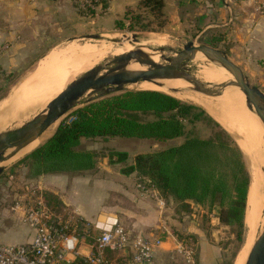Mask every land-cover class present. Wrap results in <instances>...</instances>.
<instances>
[{
    "label": "crops",
    "instance_id": "0c3cea01",
    "mask_svg": "<svg viewBox=\"0 0 264 264\" xmlns=\"http://www.w3.org/2000/svg\"><path fill=\"white\" fill-rule=\"evenodd\" d=\"M255 1L163 0V12L174 23L185 22L186 27L188 22L195 28L197 37L204 36L208 46L225 51L228 58L242 67L249 60H264V15L255 11ZM138 2L107 0L105 9L96 5L93 14L86 15L80 11L77 0H36L32 3L28 0H0V58L40 60L71 35L110 33V24L117 20L116 16L120 12L124 15L127 8H135ZM21 52L25 54L20 55ZM82 140L77 149L99 155L91 172L29 178L25 164L21 163L24 157L7 165L0 176V244L31 242L33 228L22 222L19 213L11 214V208L32 188L55 212L70 210L94 222L99 217L104 218L105 224H95L99 229H105L109 221H116L125 225L134 236H159L162 233L169 236L171 221L167 212L171 209L166 201L141 194L136 188L134 174H122L121 166L114 163L111 154L116 151L83 148ZM8 215H14L18 223L5 222ZM191 216L196 218V215ZM211 225H220L217 208L211 216ZM163 242L154 253L153 264H162L163 257L175 248L170 236ZM199 244L198 264H207L204 252L209 248L208 244ZM106 255L116 264L113 253Z\"/></svg>",
    "mask_w": 264,
    "mask_h": 264
},
{
    "label": "trees",
    "instance_id": "16d2710c",
    "mask_svg": "<svg viewBox=\"0 0 264 264\" xmlns=\"http://www.w3.org/2000/svg\"><path fill=\"white\" fill-rule=\"evenodd\" d=\"M96 5L105 9L107 0ZM163 5V0H139L135 8H127L123 18L115 21L114 29L134 30L139 26L147 30L149 24L139 23L148 14L162 17ZM198 123L209 130V137L187 134V128L194 130ZM114 137L159 142L185 137L178 145L136 155L121 173L134 174L136 181L153 188L162 199L171 198L185 206L193 202L206 209L207 218L217 208L219 224L231 227L237 240H242L250 177L241 150L204 109L168 94L127 90L85 104L62 120L53 135L21 163L29 178L91 172L99 155L77 149L81 140ZM111 156L115 164L127 160L124 152Z\"/></svg>",
    "mask_w": 264,
    "mask_h": 264
},
{
    "label": "rangeland",
    "instance_id": "374dc122",
    "mask_svg": "<svg viewBox=\"0 0 264 264\" xmlns=\"http://www.w3.org/2000/svg\"><path fill=\"white\" fill-rule=\"evenodd\" d=\"M80 11L82 12V14H86V11H84L82 9H80ZM142 12L143 11H141V13ZM123 16L124 15L121 14V12H120V14H118V16H116V19L117 20L122 19ZM104 23L105 22H102L103 26H104ZM180 23L181 22H175L174 23L171 20H169L168 16L165 14V12H163L162 17H158V18L154 17L151 14H148L146 17H144V21L139 23L140 25L149 24L147 30H140L139 26H135L134 30H130L127 27H125L122 30H115V29L113 30V28L115 27L114 26L115 21H113L112 24H110V29L112 32L109 33L110 35L106 34L103 39H101V40L79 39L82 35H71L64 42L54 46V48H52V50L47 52L46 56L40 60H29V59H24V58H16V59H1L0 58V109H1V112H3L2 109L3 110L5 109L6 112H4V113H7V110H9L8 113L9 114L12 113V115H13V116H11L12 120L11 119H10L11 121L8 120L9 125H7L8 124L7 123L6 124L7 126L4 125V127H1L0 131L4 130V129L16 128V127L20 126L22 123L31 120L36 114H38L39 112H41L44 109V107L46 106V103L55 95L54 94L47 102H45L44 105H40L38 108L33 109L31 111V113L27 116L25 115V116H21V117L17 118L18 115L16 113L13 114V112L15 110L22 108L23 105L25 104V101L22 100L23 98H20V97H18L20 101L17 99L18 102L15 103V98L19 94L17 92L20 91L19 90L20 88L22 89L23 87H25L26 84L28 86V84H29L28 82L34 81L33 82V84H34L37 81L36 79L39 77V71H40V68L42 67L41 65H42L43 61L48 57L47 55L52 53L51 51L63 54V55H60V57H63V56L66 57L68 55V51L73 47L74 44L75 45L77 44L80 46H84L87 44H96V43H99L102 41H110V39H114V38H117L119 36H124V35H129V36L131 35L132 36L133 34H137L140 36L144 35L143 37H145V38L140 39L139 41H140V43L145 44L147 47L150 46L149 48L159 47L158 45L150 44V42H149V37H153L154 35L155 36H157V35L165 36L166 35L165 37L168 40L169 45L166 43L162 47L170 48L174 51L181 50L187 42H194L197 45H207L205 37L204 36L197 37L198 33L196 32L195 28L189 26L188 22H186L187 23L186 27H184L185 22H182L183 24H180ZM104 27H107V25ZM92 34H99V33H92ZM145 42H147V43H145ZM19 54L23 55L25 53L21 52ZM110 58H106V60H101V61L97 62L96 64L91 66L89 69H91L92 67H95L97 65L104 64L105 61L109 60ZM229 60L233 62V60L231 58H229ZM204 63H206V62L204 61ZM187 67L191 70V73L193 76L196 72L200 71V68L194 62L189 63ZM238 67H240V66H238ZM240 68L244 72L245 76L248 78L249 83L252 86L257 87L262 92H264V60H258V59L257 60H249V62L247 61ZM88 70H86V71H88ZM86 71L76 73L74 75L75 77H73L72 81L74 79L78 78L80 75H82ZM33 73H34V75H35V73H38V76H37V74H36V76H34ZM32 75L34 76V80H33ZM27 79H28V82L26 81L27 83H25V80H27ZM29 79H31L32 81ZM21 86H23V87H21ZM30 86H32V83ZM127 90H138V89H132L131 87H129V88H127ZM170 96L175 97L173 95H170ZM175 98H177V97H175ZM177 99H179V98H177ZM179 100L193 104V105H196V104H194L188 100H183V99H179ZM10 105H13V107ZM196 106H198V105H196ZM198 107H200V106H198ZM200 108H202V107H200ZM241 108H242V106H241ZM1 112H0V115L3 114ZM206 113H208V112L206 111ZM66 117L67 116L63 117L61 119V122H62V120L66 119ZM211 117L215 121H217L225 131H227L230 134L232 139L236 142L237 146L241 150L243 157H244L245 166H246L247 172H248L249 177H250V183H251V179H252L251 167L252 166L254 167V164L256 165V161H258L259 159H258L257 155L256 156L254 155V154H256V151L252 145V142L249 141L250 140L249 136L244 137L240 133H238V137L236 136V133H235V136L234 135L232 136V134H234V133H232L228 129H226L213 116H211ZM59 122L60 121H58L56 123V125L52 127L53 130H51L50 135L52 133H54L56 126ZM187 134H192V135L200 137V138H207V137H209L210 132L203 124L198 123L194 130H192L191 128H187ZM50 135H49V137H50ZM262 135L263 136H261V141H264V133ZM236 138H238L241 141L244 140L243 143L245 145V148H247L249 151L246 149L245 150L246 152H244L242 150V148L239 146V142L236 141V140H238ZM242 138H244V139H242ZM184 140H185V137H179V138H175L172 140L161 141V142L148 140V139H136V138H130V139L119 138V137H114V138H109V139L95 138V139H83L82 140V146H83V148H94V149H99L102 151H116V152L126 153L127 154L126 162L119 164L121 166V169H122L124 167L131 165L133 163L135 156L138 154H145V153H150L153 151L166 149V148L178 145V144L182 143ZM263 145H264V142H263ZM31 152H29V153H31ZM29 153L24 154L23 156H20L19 158H16L15 160L10 161L8 164L22 159L23 157L27 156ZM263 153H264V148H263ZM259 161H260L261 165L264 166V158L262 157V154H261V159ZM135 179H136V176H135ZM248 192H249V189H248ZM158 197L161 198V196L159 194H158ZM247 197H248V194H247ZM165 201L169 205V208L171 209L167 212V217H169V219L171 221V223L169 222V228H170L169 229V231H170L169 236L173 240L174 246H176L178 243L187 241V243L189 245H191V247H194V249L196 251V261L198 264V257L200 255V251H201V245L199 244V242H207L209 248H207V250L204 252L206 255L205 262L207 264H233L234 263V260L237 257V254L239 253V251L241 250L240 248H242V245L244 242L243 239H244V234L246 232L245 221H244V232L242 235V240L239 242L235 236V232L233 231V229L231 227L222 226V225L212 226L211 225V216L212 215L210 216V218H207V216L205 215V212H204L206 209L201 208L198 205H195L193 202H188V205L185 206V205H182L181 203L175 202L171 198L168 200H165ZM171 202H172V204H171ZM4 205H6V207H9V204L8 205L4 204ZM246 205H247V201H246ZM6 207H5V209H6ZM11 214H12V212H11ZM191 215H196V218L195 217L193 218ZM4 221L10 222L12 224L18 223V220L14 217V215L6 217V219H4ZM123 227H125V225ZM214 231H217V232H214ZM159 236L163 239V241L166 239V237H169L166 233H162ZM187 243H185V244H187ZM165 248H168V246H165ZM162 264H186V262H185L184 258L181 255L177 254L176 251L173 249L169 255H166L163 257ZM203 264H205V263H203Z\"/></svg>",
    "mask_w": 264,
    "mask_h": 264
},
{
    "label": "bare ground",
    "instance_id": "6f19581e",
    "mask_svg": "<svg viewBox=\"0 0 264 264\" xmlns=\"http://www.w3.org/2000/svg\"><path fill=\"white\" fill-rule=\"evenodd\" d=\"M165 36L154 35L153 37H149V42L150 44H156L159 46L154 48H160L166 43L168 44V40ZM117 38H119L121 42L102 41L96 44H87L84 46L74 44L68 51V55L66 57H60V55L63 54L51 51L52 53L47 55L48 57L41 65L42 67L39 71V77L36 79L37 81L33 84L34 81L28 82V79L25 80V83H29V87L27 84V87L25 85V87L21 86L23 88L19 89L20 91L17 92L19 93L17 96L15 95V103L18 102V97H20L23 98L22 100L25 101V104L22 108L15 111L13 110V114L16 113L18 115L17 118L25 115L27 116L33 109L38 108L40 105H44L45 102H47L55 94L46 103L47 106L70 82H72L76 73L86 71L97 62L106 60V58L119 56L131 51H141L150 54L154 62L159 61L158 54L151 51V49L154 48H149L150 46L147 47L145 44L140 43V41H133L131 35L119 36ZM204 61L205 59L201 55H197L193 59V62L200 68V71L196 72L194 77L207 87L220 91L221 95L218 97H204V95L195 92L191 85L182 79L158 81V84L140 82L130 84L127 88L131 87L132 89L138 90L165 92L179 99L191 101L192 103L202 107L211 116L218 120L226 129L234 133L232 136H235V133L237 137L238 133L244 137L249 136V141L252 142L256 151V154L254 155H257L259 160L261 159V154L264 158V141H261L264 128L256 116V108L254 106L246 105L245 96L237 87L223 86L224 83L233 80L230 73L215 64L204 63ZM129 69L142 70L143 68L138 64H132L129 66ZM36 74L38 76V73H35V75L33 73L34 76H36ZM33 75L32 77L34 80ZM31 83L32 86H30ZM10 106L13 107V105ZM2 111L3 112H1L0 109V112L3 113L0 115V128L4 127V125H9V121L12 120L11 116H13L12 113H8L9 110H7V113H4L6 112L5 109H2ZM55 125L56 123L52 125L39 139L23 149L12 160L35 150L43 140L49 137L51 130H53L52 127ZM236 141L239 142V146L242 150L246 152L245 150L247 148H245L243 143L244 140L241 141L238 139ZM251 169L252 179L249 186L244 217L246 232L244 234L242 248H240L241 250L237 254L233 264H245L249 248L254 242L257 231L261 226L260 223H262L264 218V177L257 165L254 164V167L252 166Z\"/></svg>",
    "mask_w": 264,
    "mask_h": 264
},
{
    "label": "water",
    "instance_id": "95a60500",
    "mask_svg": "<svg viewBox=\"0 0 264 264\" xmlns=\"http://www.w3.org/2000/svg\"><path fill=\"white\" fill-rule=\"evenodd\" d=\"M105 35L86 34L79 39L101 40ZM143 36L133 34L131 38L133 41H139L145 38ZM110 41L121 42L119 38L110 39ZM151 51L158 54V62H154L148 53L131 51L113 56L104 64L92 67L70 82L50 104L31 120L16 128L1 130L0 176L12 159L39 139L52 125L60 121L56 126L57 128L63 117L68 116L85 104L125 92L130 84L140 82L158 84V81L182 79L199 94L208 97L220 96V91L201 83L187 67L197 55H201L206 63L215 64L232 75L233 80L224 83L223 86H235L244 94L246 105L256 108V116L264 128V92L249 83L242 69L229 60L225 51L208 45H197L194 42H187L179 51L165 47L154 48ZM132 64H138L143 69L131 70L129 66ZM165 94L169 95V93ZM52 135L53 133L50 137ZM256 165L264 177V166L259 160L256 161ZM245 264H264V218L254 242L249 248Z\"/></svg>",
    "mask_w": 264,
    "mask_h": 264
},
{
    "label": "built area",
    "instance_id": "2783aa9c",
    "mask_svg": "<svg viewBox=\"0 0 264 264\" xmlns=\"http://www.w3.org/2000/svg\"><path fill=\"white\" fill-rule=\"evenodd\" d=\"M30 3L36 0H28ZM79 9L95 10L97 1L77 0ZM255 11L264 15V0L254 2ZM71 119L68 120L70 122ZM138 191L152 199L157 192L144 182H136ZM20 214L22 222L34 230L30 243L0 244V264H113L107 253L115 255L116 264H153L156 249L164 244L160 236H134L116 221L105 224L78 216L70 210L55 212L50 209L34 188L29 189L11 208ZM187 241L178 243L174 250L186 264H196V251ZM127 252V253H126Z\"/></svg>",
    "mask_w": 264,
    "mask_h": 264
}]
</instances>
